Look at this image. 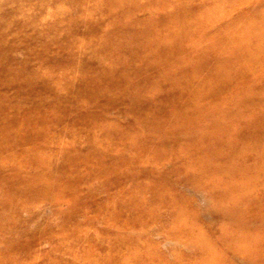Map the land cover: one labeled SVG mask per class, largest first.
Here are the masks:
<instances>
[{"label": "bare ground", "instance_id": "bare-ground-1", "mask_svg": "<svg viewBox=\"0 0 264 264\" xmlns=\"http://www.w3.org/2000/svg\"><path fill=\"white\" fill-rule=\"evenodd\" d=\"M60 1L70 7L49 12L57 21L48 37L37 31L45 18L26 16L23 0H0V264H32L17 251L42 234L31 223L45 200L63 230L45 218L44 236L69 253L46 264H221L184 201L165 188L192 168L188 179L200 186L248 171L240 159L264 152V0ZM118 102L130 105L123 112L135 123L108 117ZM203 116L214 121L191 133ZM181 141L178 153L157 148ZM152 172L163 183L135 177ZM96 177L114 186L134 179L97 204L109 225L103 237L88 215L70 224L75 205L57 210L58 192L81 201L85 179ZM229 193L240 195L221 197ZM112 208L125 220L107 215ZM159 231L198 252L190 260L183 250L176 260L159 252L150 239Z\"/></svg>", "mask_w": 264, "mask_h": 264}, {"label": "rangeland", "instance_id": "rangeland-1", "mask_svg": "<svg viewBox=\"0 0 264 264\" xmlns=\"http://www.w3.org/2000/svg\"><path fill=\"white\" fill-rule=\"evenodd\" d=\"M23 3L24 14L26 16L31 18L32 16H41L45 18L46 21L43 20V22L37 26V31L48 37L53 36L52 33L50 34V29L53 22L57 21L56 18L48 16L49 12L56 6L70 7V5L64 4L61 1L59 2V0L51 4H39L36 0H23ZM136 17L138 19L145 18L144 14L139 12L136 13ZM17 54L20 60L26 57L24 49L22 48L18 50ZM261 59L262 62H264V55H262ZM29 60L33 69H40L41 61L37 56H31ZM62 61L64 62L63 65L67 66V64H65L67 63V58L64 57ZM63 68L66 69L68 66ZM262 72H264V69H259L257 75L264 81V75H261ZM204 104L205 103L202 102L201 106H204ZM211 105L212 103L210 106ZM114 106L115 109H111L110 113H107L110 119L117 120L119 123H135L132 115L124 114L123 112V109H128L130 107L128 103L118 102V104H114ZM205 107L208 108L209 105H205L204 109ZM201 119V127L191 130V133L199 134L201 132L200 129H204V127H207L209 123L214 121L213 117L203 116ZM64 142H66V144H71L72 138L68 136L64 137ZM184 146L185 145H183L181 141L180 143L157 145V148H161L171 155L172 153L182 151ZM42 149L41 147L40 150ZM184 160H186V158H184ZM240 160L242 162L246 161L245 169L248 168V171H238V173L231 172L229 175L222 178L215 177V180L211 178L210 182L204 186H200L188 179V175H192V168L190 173L181 172L179 175L174 176V179L169 182L170 184L167 185L165 189H169L178 196V198L180 197L184 201V203L181 204L188 207L185 216L197 223L199 226L197 235L200 234V236L204 238L205 247L211 249L214 255L222 258L220 260L222 261L221 264H264V152H260L259 155L252 153L251 157H242ZM135 165L136 167L140 166L138 163ZM171 168L172 165L169 166V169ZM157 173L152 172L150 174L138 175L135 177L141 183H163L164 180H162L161 174ZM103 180L105 179L101 177H96L92 179V181L85 179V182L80 188L81 197L83 198H81V201H76L74 196L68 192L60 191L57 193L61 196L58 201V211L71 210L74 205L78 208V214L70 218V224L79 225L85 215L93 217V224L101 230L102 233L100 236L102 237L106 235L109 225L105 223L103 219V211H96L97 204L101 201H107L112 196L116 195L125 185L127 186L129 183H133L132 181L134 179L129 178L127 181L124 180V185L122 184L120 186L101 185L102 183H107L105 182L106 180L104 182ZM234 191L235 193H240V195L236 194V196L233 197L232 193H229V197L225 199L221 197L225 195L224 192ZM91 195H95L96 199H90L89 196ZM149 196L150 195H148V197ZM201 197H205V199ZM51 203L52 202L45 200L42 206L40 205L42 215L38 216V218L34 220L35 222L31 223L38 231H42V234L34 240L29 249L17 251L20 258L31 257L33 259L32 264H46L50 259L64 258L68 260L69 257L68 252L64 253L55 250L54 247L56 243L44 236L45 230L48 229V224L43 221L45 218L53 219V222L56 223L54 229L57 233L63 230L62 225L59 223L60 219L54 217L56 207ZM170 209L169 207L161 209V215L164 216L165 219H168L169 213L171 212ZM118 212L117 208H112L107 212V215H116V218L120 221L125 220L126 217L121 216ZM26 216H28V214ZM177 220L178 218L174 217V224L178 227L181 222ZM112 230L118 232V230ZM152 233L153 235L150 236V239L152 243H155L158 251L166 253L173 259L175 257L174 252H177L175 250H183L186 260H190L191 257H194L196 255L195 253L198 252L197 249L192 250L190 246L186 247L184 243H179L163 232L159 231L158 233ZM224 234H226V238H229L230 242H221L220 238ZM231 256L233 257L231 258ZM176 259L177 258L174 260Z\"/></svg>", "mask_w": 264, "mask_h": 264}]
</instances>
